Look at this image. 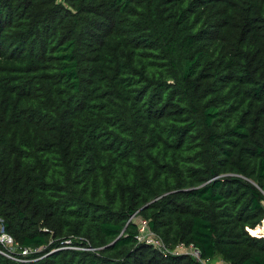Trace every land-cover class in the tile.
Returning a JSON list of instances; mask_svg holds the SVG:
<instances>
[{
    "label": "trees",
    "instance_id": "1",
    "mask_svg": "<svg viewBox=\"0 0 264 264\" xmlns=\"http://www.w3.org/2000/svg\"><path fill=\"white\" fill-rule=\"evenodd\" d=\"M263 217L264 0H0V264H264Z\"/></svg>",
    "mask_w": 264,
    "mask_h": 264
},
{
    "label": "built area",
    "instance_id": "2",
    "mask_svg": "<svg viewBox=\"0 0 264 264\" xmlns=\"http://www.w3.org/2000/svg\"><path fill=\"white\" fill-rule=\"evenodd\" d=\"M144 225H145V222L141 221L140 228H141L142 232H145L147 229L146 225H145V229H144ZM260 226H262V227H260ZM248 231L251 235H254V236H258V237L264 236V217L259 224H257L254 228H249ZM149 233H151V232H149ZM143 236L146 238L147 243H151V244L153 243V244H156L159 246L160 243H159V241L154 239L153 234L151 236L149 234H148V236L143 234ZM0 242L4 243V244L11 243V237L7 233L2 232L0 234ZM24 253H25V251H24ZM207 264H231V263L222 261L221 259H218L215 262H211V263H207Z\"/></svg>",
    "mask_w": 264,
    "mask_h": 264
},
{
    "label": "rangeland",
    "instance_id": "3",
    "mask_svg": "<svg viewBox=\"0 0 264 264\" xmlns=\"http://www.w3.org/2000/svg\"><path fill=\"white\" fill-rule=\"evenodd\" d=\"M140 223H141V220L139 221V224H140ZM260 227H262V226H260ZM144 229H145V225H144ZM147 229H148V228H147ZM147 229H146V231L144 232V234L147 235V236H148V234H149V235L151 236L152 234L149 233V231H148ZM11 243H12V242H11ZM11 243H7V244L10 245ZM9 249H10V250H13V249L17 250V248H14V247H13V243H12L11 246H9Z\"/></svg>",
    "mask_w": 264,
    "mask_h": 264
}]
</instances>
